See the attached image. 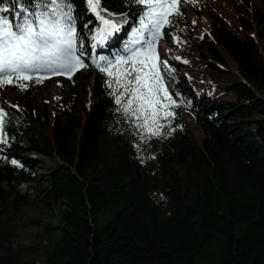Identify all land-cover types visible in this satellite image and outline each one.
Here are the masks:
<instances>
[{
    "label": "trees",
    "instance_id": "trees-1",
    "mask_svg": "<svg viewBox=\"0 0 264 264\" xmlns=\"http://www.w3.org/2000/svg\"><path fill=\"white\" fill-rule=\"evenodd\" d=\"M220 1L233 23L188 0L208 14V32L198 31L182 4V15L163 29L189 60L172 62L157 48L168 64L161 65L168 91L194 114L200 139L174 108L176 131L142 140L92 64L99 21L86 0H69L89 66L63 78L71 87L63 108L51 115L47 101L33 96L49 78L25 91L0 88L8 137L0 144V264H264V0ZM102 6L119 23L128 20L95 50L114 59L141 8L132 0ZM187 64L195 66L190 78ZM143 143L153 148L149 165ZM28 153L54 161L32 197L18 189L41 165ZM30 225L42 228L44 240L16 243Z\"/></svg>",
    "mask_w": 264,
    "mask_h": 264
},
{
    "label": "snow or ice",
    "instance_id": "snow-or-ice-1",
    "mask_svg": "<svg viewBox=\"0 0 264 264\" xmlns=\"http://www.w3.org/2000/svg\"><path fill=\"white\" fill-rule=\"evenodd\" d=\"M132 2L141 8L138 26L132 27L123 54H114L113 59L97 56L95 50L121 32L128 20L124 16L119 23L116 14L103 8L102 0H86L99 21L92 35V64L107 75L116 111L132 122L142 140L167 138L176 131L171 122L175 119L172 109L178 104L166 86L161 65L167 70L168 64L160 61L156 42L163 29L173 24L172 17L182 15L181 0ZM3 13L12 15H0V88L15 85L25 91L30 82L40 83L52 76L71 79L76 71L89 66L84 62V41L77 32L69 0H15L13 5L0 0ZM6 118L7 112L0 107V144L8 143ZM10 163L23 167L16 159Z\"/></svg>",
    "mask_w": 264,
    "mask_h": 264
},
{
    "label": "rangeland",
    "instance_id": "rangeland-1",
    "mask_svg": "<svg viewBox=\"0 0 264 264\" xmlns=\"http://www.w3.org/2000/svg\"><path fill=\"white\" fill-rule=\"evenodd\" d=\"M192 2L198 8H200V3H203L204 6L215 9L225 19L233 23V19L228 9H226L225 3L221 2L220 0H192ZM183 5L186 17L196 24L198 31L208 30V14L201 11H195L186 3H183ZM160 46L163 49L164 55L174 62L183 59L185 60V58L189 60V57L181 53V51H179V49H177V47L174 45L173 38L170 39L169 43L166 40H161ZM226 65L230 70L235 71L236 67L231 59H226ZM187 66V68L183 69V73L188 78H190L192 75L194 76L195 66H189V64H187ZM70 93V84L66 80H62L59 77H54L51 79L47 86L34 91L33 96L39 101H47L50 106L51 115H53L55 111L61 110L63 108L64 104L70 98ZM6 95H9V92H6ZM175 109L176 112L183 117L187 127L194 135V137L199 140L202 132L194 114L181 105H178ZM143 145V161L149 165L151 164L153 158V148H149L145 143H143ZM26 156L29 158L33 157L41 161V165L37 166L35 170L34 178L31 181H23L18 185V189L21 192H27L32 197L34 191L40 187L38 178L41 176V174L46 173L51 168V166L54 164V161L52 159L34 153H28ZM44 236L45 234L42 232V228L36 225L25 226L18 231L15 242L21 245L34 244L39 241H43Z\"/></svg>",
    "mask_w": 264,
    "mask_h": 264
},
{
    "label": "bare ground",
    "instance_id": "bare-ground-1",
    "mask_svg": "<svg viewBox=\"0 0 264 264\" xmlns=\"http://www.w3.org/2000/svg\"><path fill=\"white\" fill-rule=\"evenodd\" d=\"M168 60H170V59H168ZM170 61H172V60H170ZM180 61V60H179ZM179 61H176V62H179ZM172 62H174V61H172ZM180 63H183V62H180Z\"/></svg>",
    "mask_w": 264,
    "mask_h": 264
}]
</instances>
